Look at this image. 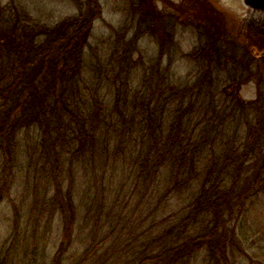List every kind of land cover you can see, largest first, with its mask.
Here are the masks:
<instances>
[{"label": "trees", "instance_id": "16d2710c", "mask_svg": "<svg viewBox=\"0 0 264 264\" xmlns=\"http://www.w3.org/2000/svg\"><path fill=\"white\" fill-rule=\"evenodd\" d=\"M71 1L77 13L51 25L16 0H0V221L5 199L14 211L13 236L0 246V264H68L80 216L73 171L86 162L104 169L112 159L131 165L135 194L142 193L153 213L177 190L193 191L182 212L145 232L138 249L114 255L117 264H231L236 253L256 264L245 226L246 214L264 204V21L249 22L240 42L207 1L176 5L198 34L186 54L197 61V73L177 85L162 67L177 48L178 26L177 15L157 6L165 0H128L131 22L100 62L92 58L90 37L101 0ZM147 34L160 48L138 77L135 54ZM249 82L257 86L252 100L241 96ZM16 170L25 172L41 217L59 218L52 256L45 246L38 253L36 230L22 231L20 206L11 199ZM113 235H94L69 264H86Z\"/></svg>", "mask_w": 264, "mask_h": 264}, {"label": "rangeland", "instance_id": "374dc122", "mask_svg": "<svg viewBox=\"0 0 264 264\" xmlns=\"http://www.w3.org/2000/svg\"><path fill=\"white\" fill-rule=\"evenodd\" d=\"M8 1L3 0V3ZM16 1L25 7L34 18L51 25L77 13V7L71 0ZM127 1L101 0L102 14L95 20L90 37V43L92 47H95L92 57L95 61L100 62L108 58L115 44V36L121 32V28L131 22ZM205 1L213 7L228 31L233 33V36L236 35L232 38L237 41L244 42L246 40L249 22L264 21V10L247 5L245 0ZM156 3L161 10L168 14L173 12L178 16V26L174 30L177 48H173L169 54L164 56L162 67L170 71L175 84L183 85L194 79L197 73V61L186 56L197 43V30L191 23V18L178 9L179 7L187 8L185 0H165ZM169 16L171 17V15ZM210 16L214 17L212 14ZM133 29L135 26L132 27V31L128 32V37L133 34ZM139 48L140 52L135 54L138 68L135 70V75L142 77L143 71L155 61L160 47L156 38L147 34L141 38ZM90 54L91 50L86 49L87 59L91 62L93 59ZM170 60L172 61L170 62ZM138 77L136 79L141 81V78ZM138 80H135V83L140 87ZM241 96L247 100L256 98L257 86L253 82L247 83L242 87ZM22 144L24 145V143ZM24 157L25 155L21 153L20 162H24ZM105 160L106 158L103 157L101 164ZM97 161L101 160L97 159ZM100 167L97 164L96 170H92L87 162L79 163L73 171L74 191L77 196L76 203L80 209V216L74 244L66 255L68 264L81 257L85 249L91 245L94 235L99 238L111 231H114L111 239L86 264H117L115 257L113 258L114 255L126 256L132 250L138 249L147 234L145 232L154 230L158 224L162 223L161 220L167 218L169 221L172 218L170 216L182 212L192 199L191 188H181L173 194L169 203H163L158 208L155 206L157 210L153 213V206L149 205L147 199H142V193L137 192L140 196L135 194L137 179L129 163L114 162L112 159L107 167L105 165L106 168ZM16 173L17 176L12 183L11 199L20 206L21 228L24 229L22 231L27 235L28 231L36 230L39 234L38 253L45 246L46 252L52 256L61 237L59 218L50 220L45 216L41 217L36 205L32 204L34 196L28 192L25 172L16 170ZM103 184L106 188L105 192L101 187ZM140 191H142L141 188ZM97 197L99 200H96ZM254 200L256 202L257 199L254 197ZM257 205L256 210H250L246 214L249 217L245 228L247 238L249 237L250 250L245 246L246 243L244 244V247L249 250V254L254 257V260H257L256 264L258 261L264 260V204L262 202ZM1 210L0 246H7L13 236L14 218L13 206L9 199L3 201ZM238 222L236 220L233 223L238 226ZM28 237V241L33 242L30 239V234ZM22 255L23 249L20 257ZM244 255L245 253H236L232 257L231 264H247ZM20 257L18 256V258Z\"/></svg>", "mask_w": 264, "mask_h": 264}, {"label": "water", "instance_id": "95a60500", "mask_svg": "<svg viewBox=\"0 0 264 264\" xmlns=\"http://www.w3.org/2000/svg\"><path fill=\"white\" fill-rule=\"evenodd\" d=\"M245 3L253 8L264 10V0H245Z\"/></svg>", "mask_w": 264, "mask_h": 264}]
</instances>
